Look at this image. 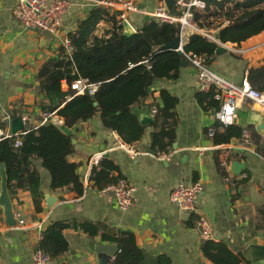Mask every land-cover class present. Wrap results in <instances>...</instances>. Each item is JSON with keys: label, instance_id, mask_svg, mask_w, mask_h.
Returning a JSON list of instances; mask_svg holds the SVG:
<instances>
[{"label": "crops", "instance_id": "1", "mask_svg": "<svg viewBox=\"0 0 264 264\" xmlns=\"http://www.w3.org/2000/svg\"><path fill=\"white\" fill-rule=\"evenodd\" d=\"M71 1L73 6L65 16L61 30L66 35L77 28L79 20L90 9L79 0ZM133 1L139 11L129 13L132 30L123 26L124 32H135L151 19V12L161 3L177 15L185 10L182 3L189 0H182V3L173 0L170 7L166 0ZM217 1L220 2L216 4L218 7L211 2L204 9L193 8L197 17L191 21L198 30H185V44L192 33L204 31L213 36L219 24L222 26L229 19L242 17L244 8L236 5L248 0ZM15 3L16 0H0V124L5 123L0 130L5 134H11V112L15 117L27 116L24 122L27 127L36 128L47 123L43 122L36 105L39 96L34 91L35 76L46 60L58 57V47L49 35L19 25L13 14ZM258 5L262 6L261 3ZM43 37L46 40L41 45ZM216 43L221 50L216 53L215 49L209 64L211 69L239 85L243 80L250 82V68H260L251 74L250 83L257 89H264V30L239 44ZM62 88H67L64 82ZM161 89L178 98L174 107L177 118L175 140L168 159L156 156L148 147L153 130L150 106L161 105ZM197 91L196 71L189 63L181 65L177 78L158 79L149 87V94L131 108L138 119L142 116L151 118L144 125L140 140L131 144L137 151L134 157L119 146L121 139L103 127L99 116L76 123L71 129L75 147L67 159L78 165L76 171L83 184L81 195L51 190L49 172L39 160H33L43 193L41 209L35 210L30 192L23 189L11 195L17 226H4L0 208V264H30L42 231L56 220L68 223L62 231L68 248L50 257L46 264H98L95 244L114 245L103 240L101 232L120 231L134 234L135 244L144 255L142 264H157V259L163 256L171 264H214L201 250L205 240L197 225V218L201 216L210 224L212 239L225 242L235 253L241 254L252 243L264 245V134L257 133L252 124L241 127L234 121L237 126L248 130L249 147H242L240 137L215 143L214 135L210 136L208 129L214 127L215 132H221L224 127L217 124V110L204 109L197 102ZM236 104L241 114L245 113L244 109L259 110L248 99H238ZM234 139L236 143H232ZM103 157L117 167L111 175L118 180L125 179L134 188L133 204L127 210H120L109 191L102 192L89 180L91 167L98 166ZM235 161L242 164L237 172L232 168ZM196 181L203 185L196 199L197 213L184 217L169 200V194L179 182ZM49 195L55 197L51 207L46 203ZM85 223L97 226L98 232L90 234L82 227Z\"/></svg>", "mask_w": 264, "mask_h": 264}, {"label": "trees", "instance_id": "2", "mask_svg": "<svg viewBox=\"0 0 264 264\" xmlns=\"http://www.w3.org/2000/svg\"><path fill=\"white\" fill-rule=\"evenodd\" d=\"M203 1L206 5L212 2L216 7L220 3L217 0ZM259 3L262 6L259 7ZM236 6L244 8V13L240 18L229 19L228 23L218 25L220 42L239 44L264 30V0H248ZM178 35L179 24L154 19L145 21L135 32L126 35L115 13L102 7L90 8L87 15L79 20L77 28L67 33L70 53L58 47V57L46 60L35 76L37 84L34 91L39 96L36 102L39 111L55 112L63 118L64 125L69 129L80 121L99 116L103 127L115 132L122 142L132 144L140 140L145 126L131 108L149 94V87L156 80L178 77L183 53L159 48ZM217 46L215 41L192 33L183 51L202 54L207 64H210ZM259 69L248 70L250 82L251 74ZM80 77L99 84L93 95H76L71 89L70 84ZM63 82L67 86L65 89L62 88ZM159 93L161 105L150 106V110L155 107L148 145L153 153L166 152L172 148L177 125L174 107L178 98L166 89H161ZM215 94L216 90L211 88L206 92L197 91L195 98L204 109L218 110L220 101ZM9 117L13 118L15 114L11 112ZM4 125L0 124V127ZM241 130L236 124L224 127L223 131L214 133L213 141L230 142L232 138L240 137ZM16 138L21 140L18 146L14 145ZM74 147L73 133L68 134L51 122L36 128L28 126L19 135L0 136V163L6 166L10 194L13 195L18 189L28 190L35 210L41 209L43 193L39 188V172L33 163V160H39L50 174L51 190L72 191L81 195L83 184L76 171L78 165L67 159ZM116 168L109 159L103 157L98 166L91 167L89 180L101 190L117 182L118 177L111 175ZM67 226L68 223L64 221H52L42 231L38 247L50 257L66 251L68 242L62 231ZM82 227L90 234L98 232L97 226H90L89 223ZM101 237L118 248L111 264H142L144 255L136 246L132 232H101ZM201 250L214 264H250L221 240L206 239ZM156 263L171 264L165 256L159 257Z\"/></svg>", "mask_w": 264, "mask_h": 264}, {"label": "built area", "instance_id": "3", "mask_svg": "<svg viewBox=\"0 0 264 264\" xmlns=\"http://www.w3.org/2000/svg\"><path fill=\"white\" fill-rule=\"evenodd\" d=\"M84 5L92 7H102L111 13H115L116 18L122 25L128 22V15L132 12H138L139 8L133 0H79ZM182 3V0L178 1ZM185 10L176 15L171 13L165 3L157 5L151 12V19L158 22L176 23L179 24V50L184 55V60L193 66L196 71V88L198 91L206 92L211 88L216 90L215 97L220 101V107L215 112V119L221 127H228L234 124L236 117L235 110L237 108L236 101L238 99H248L259 110L264 112V89L259 90L253 87L247 80H243L239 85L224 78L215 72L209 64H207L206 57L202 54L185 53L182 45L184 44L183 35L185 30H198L191 21L197 13H193V8L204 9L206 3L203 0H189L182 3ZM73 6L71 0H16L13 7V14L16 21L25 29L34 30L40 34L49 35L57 47H63L65 53H70L71 45L66 34L61 32L64 19L67 13ZM124 26V25H123ZM201 34L206 38L213 40L211 33L201 31ZM98 83L89 82L86 78H77L70 87L75 91V94H89L93 95L98 89ZM155 112V107L151 110ZM43 122H51L54 125H64V120L55 112L42 113ZM22 121H27L28 117L23 116ZM41 125V124H40ZM23 132L13 134L19 135ZM210 136L215 133V128L208 129ZM11 134H5L0 130V136L6 137ZM240 139L242 140V147L248 148L250 143V135L247 129L241 130ZM21 140L15 139L14 145H20ZM119 146L122 147L131 157L137 153L136 149L131 144H126L119 140ZM156 156L168 159L170 156L169 150L166 152L155 153ZM203 185L196 181L193 183L179 182L170 191L169 200L173 203L181 213L195 214L197 213L196 199L198 194L202 191ZM133 186L125 179H119L117 182L107 185L102 188V192L109 191L117 207L124 211L133 204ZM197 225L200 229V234L203 239H212L210 231V224L204 217L197 218ZM50 259V255L36 247L31 254L30 264H46Z\"/></svg>", "mask_w": 264, "mask_h": 264}, {"label": "water", "instance_id": "4", "mask_svg": "<svg viewBox=\"0 0 264 264\" xmlns=\"http://www.w3.org/2000/svg\"><path fill=\"white\" fill-rule=\"evenodd\" d=\"M170 1V2H169ZM173 0H166L167 6H171ZM126 30H132L130 25L127 22H124ZM126 35H129L130 32L125 31ZM45 38L41 39V45L45 42ZM213 40L215 42L219 41V28L213 32ZM185 45V43L182 45ZM160 50L163 49H172L180 52L179 50V37H176L170 43L164 44L159 47ZM216 53L221 50L220 47H216ZM187 62L183 59L181 65L186 64ZM236 108L235 113L236 117L234 119L235 123L241 127H246L248 124H252L255 127V130L259 134H264V112L257 109H244L245 113L241 112ZM139 121L142 125H145L147 122L151 121L149 116H142L139 118ZM59 127L68 134H71L72 131L65 125H59ZM27 128V124L22 121L20 117H15L10 120L9 131L11 134H17L23 132ZM237 140L234 139L232 143H236ZM262 150L264 152V142L262 144ZM242 167L241 163L233 162L232 168L237 172L239 168ZM55 202V197L49 195L46 200L47 206L51 207ZM0 208L3 211V224L5 227H15L18 225V219L15 216L13 209L12 197L8 190L7 186V173L5 163H0ZM184 217H188L189 213H183ZM94 251L98 254V264H108L109 260L116 254L118 248L115 245L97 243L94 246ZM242 256L251 264H262L264 263V245L260 244H249L241 252Z\"/></svg>", "mask_w": 264, "mask_h": 264}]
</instances>
